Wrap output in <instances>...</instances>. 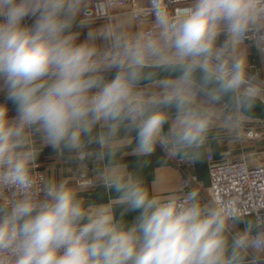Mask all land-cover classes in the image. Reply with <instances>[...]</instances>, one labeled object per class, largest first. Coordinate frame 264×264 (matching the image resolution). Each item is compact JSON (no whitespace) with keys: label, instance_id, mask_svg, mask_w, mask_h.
Instances as JSON below:
<instances>
[{"label":"clouds","instance_id":"1","mask_svg":"<svg viewBox=\"0 0 264 264\" xmlns=\"http://www.w3.org/2000/svg\"><path fill=\"white\" fill-rule=\"evenodd\" d=\"M86 12L87 0H0V264H264V214L202 197L194 177L148 184L121 159L131 148L142 168L159 146L196 164L218 120L251 118L264 81L244 45L264 30V0H149V30L80 39ZM149 68L169 75L144 87ZM45 147L106 161L110 198L40 178Z\"/></svg>","mask_w":264,"mask_h":264},{"label":"crops","instance_id":"2","mask_svg":"<svg viewBox=\"0 0 264 264\" xmlns=\"http://www.w3.org/2000/svg\"><path fill=\"white\" fill-rule=\"evenodd\" d=\"M112 14L111 19H93L87 23L83 22L85 27L79 29L81 31L80 39H84L90 29L109 24L113 26L122 25L124 30L130 33L144 30L146 27H151L152 24V21L134 23L131 14L122 9H113ZM98 43L102 47L106 46V42L103 40L98 41ZM244 48L248 57L250 73L257 74L259 80L264 79V61L258 47L252 41H246ZM224 114L226 115V113ZM249 128L257 129L260 135L255 138L246 137V130ZM237 137L243 139L241 143L233 141ZM243 154L248 156L247 160L251 165L264 163V123L247 119L238 124L234 121L226 124L222 117L210 131L205 155L196 164L168 158L159 146L149 158L150 162L142 168H138V161L143 158H138L132 154L131 148L123 151L121 159L127 163L130 170L139 171L148 184H151L154 178H159L167 184H174L185 180V176L194 177L198 182L200 194L204 197L203 193L206 194L205 189L210 185L208 155H212L216 161H223L238 158ZM83 161L88 175L93 180V186L91 188L85 186L87 190L82 195L90 202H106L111 194L104 189L97 179L106 161H97L94 156H85ZM81 162L79 156L75 154L67 151L61 154L50 147H45L38 158V168L43 171L44 179L56 177L57 179H67L73 185H77L75 181L81 168ZM116 211L119 213L120 209L117 208ZM134 215L135 213H132L127 218L131 220Z\"/></svg>","mask_w":264,"mask_h":264},{"label":"built area","instance_id":"3","mask_svg":"<svg viewBox=\"0 0 264 264\" xmlns=\"http://www.w3.org/2000/svg\"><path fill=\"white\" fill-rule=\"evenodd\" d=\"M189 2L190 0H168V5L170 8H178L186 6ZM148 5L149 0H87V12L81 17V20L87 23L93 19H111L113 9H122L131 14L134 23H147L153 20L151 15L145 14ZM149 29L150 27H146L144 30ZM247 41H252L258 47L264 61V50H261L264 49V30L253 32ZM154 83L156 82L144 87ZM221 111L226 115L231 114L226 112L225 107ZM253 121L264 123L259 120ZM259 135L257 129L249 128L246 130L245 136L255 138ZM242 140L237 137L233 141L241 143ZM79 158L82 162L75 182L77 185H92L93 180L88 175L83 161L85 156H79ZM247 158L248 156L243 154L238 158L216 161L212 155H208L210 185L205 189L206 194L203 193V195L205 198L213 195L234 198L246 214L249 212L264 214V163L251 165ZM35 172L44 179V173L40 168L35 169ZM185 179L188 177L185 176ZM4 195H11V192H5Z\"/></svg>","mask_w":264,"mask_h":264},{"label":"water","instance_id":"4","mask_svg":"<svg viewBox=\"0 0 264 264\" xmlns=\"http://www.w3.org/2000/svg\"><path fill=\"white\" fill-rule=\"evenodd\" d=\"M146 72L149 73L153 79L150 81L145 82V85H148L150 83L156 82L157 79L161 78L162 76L169 75V73H164L162 70L157 69V68H149L146 69ZM0 102H3V96H0ZM225 110L226 112L231 113L228 109L227 106L225 105ZM252 120H259V121H264V103H257V105L254 107L252 112L250 113Z\"/></svg>","mask_w":264,"mask_h":264},{"label":"rangeland","instance_id":"5","mask_svg":"<svg viewBox=\"0 0 264 264\" xmlns=\"http://www.w3.org/2000/svg\"><path fill=\"white\" fill-rule=\"evenodd\" d=\"M10 114L14 115V112H12V113H10Z\"/></svg>","mask_w":264,"mask_h":264}]
</instances>
